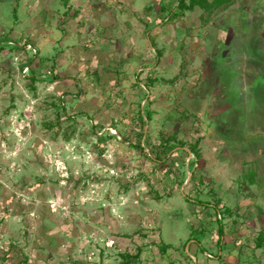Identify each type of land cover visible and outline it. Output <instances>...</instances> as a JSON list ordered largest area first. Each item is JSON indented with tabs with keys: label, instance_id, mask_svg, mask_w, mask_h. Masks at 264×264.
<instances>
[{
	"label": "rangeland",
	"instance_id": "374dc122",
	"mask_svg": "<svg viewBox=\"0 0 264 264\" xmlns=\"http://www.w3.org/2000/svg\"><path fill=\"white\" fill-rule=\"evenodd\" d=\"M176 5L0 0V264H264V0Z\"/></svg>",
	"mask_w": 264,
	"mask_h": 264
},
{
	"label": "trees",
	"instance_id": "16d2710c",
	"mask_svg": "<svg viewBox=\"0 0 264 264\" xmlns=\"http://www.w3.org/2000/svg\"><path fill=\"white\" fill-rule=\"evenodd\" d=\"M231 2V0H177V5L176 8L183 10V11H193L196 7L202 9L204 12H206L207 14L213 13L214 11H216L217 9L221 8V7H225L227 6L229 3ZM145 126V121L143 118H141V128H143ZM108 137H110L111 135L109 133ZM95 137L101 141V137L95 134ZM171 140H174V138H171ZM167 144L161 143L159 145L156 146H152L151 149L149 150V158L150 160L156 162V163H166L169 158L173 155L172 153V149L171 150H167L168 147L166 146ZM133 147H135L138 150H141V143L140 140H138L136 142V144H133ZM176 148H173V150ZM189 151L191 152V154H193L194 156H198V150L193 147L190 148ZM172 153V154H171ZM148 155V154H146ZM253 176L254 174H251V177L249 178V180L252 182L253 180ZM253 183V182H252ZM191 202H195L194 200H191ZM196 203L198 204H203V202L201 201H197ZM221 226L219 227V233L221 236ZM262 236H259L258 242H257V246L260 247L262 246L261 240H262ZM139 257V254L136 253L134 256H126V261L124 262L125 264H131L133 260H137Z\"/></svg>",
	"mask_w": 264,
	"mask_h": 264
},
{
	"label": "water",
	"instance_id": "95a60500",
	"mask_svg": "<svg viewBox=\"0 0 264 264\" xmlns=\"http://www.w3.org/2000/svg\"><path fill=\"white\" fill-rule=\"evenodd\" d=\"M185 150H186V152H187L189 155L191 154V152H190L188 149L185 148Z\"/></svg>",
	"mask_w": 264,
	"mask_h": 264
}]
</instances>
